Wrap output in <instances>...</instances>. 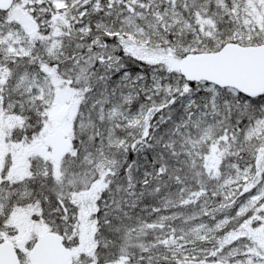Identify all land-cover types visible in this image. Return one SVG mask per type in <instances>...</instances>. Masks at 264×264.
Returning <instances> with one entry per match:
<instances>
[{
	"label": "snow or ice",
	"instance_id": "obj_1",
	"mask_svg": "<svg viewBox=\"0 0 264 264\" xmlns=\"http://www.w3.org/2000/svg\"><path fill=\"white\" fill-rule=\"evenodd\" d=\"M0 264H264V0H0Z\"/></svg>",
	"mask_w": 264,
	"mask_h": 264
}]
</instances>
